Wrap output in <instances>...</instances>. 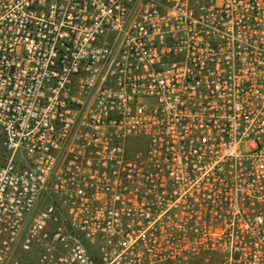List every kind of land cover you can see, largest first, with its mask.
I'll use <instances>...</instances> for the list:
<instances>
[{
    "label": "built area",
    "instance_id": "obj_1",
    "mask_svg": "<svg viewBox=\"0 0 264 264\" xmlns=\"http://www.w3.org/2000/svg\"><path fill=\"white\" fill-rule=\"evenodd\" d=\"M264 264V0H0V264Z\"/></svg>",
    "mask_w": 264,
    "mask_h": 264
},
{
    "label": "rangeland",
    "instance_id": "obj_2",
    "mask_svg": "<svg viewBox=\"0 0 264 264\" xmlns=\"http://www.w3.org/2000/svg\"><path fill=\"white\" fill-rule=\"evenodd\" d=\"M21 261L24 262V264H33L31 261V258L29 256H25L24 258H19Z\"/></svg>",
    "mask_w": 264,
    "mask_h": 264
}]
</instances>
